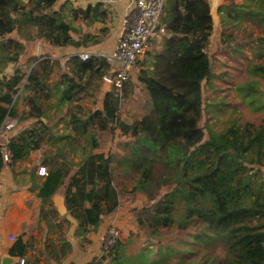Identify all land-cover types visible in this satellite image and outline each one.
<instances>
[{"label":"trees","instance_id":"obj_1","mask_svg":"<svg viewBox=\"0 0 264 264\" xmlns=\"http://www.w3.org/2000/svg\"><path fill=\"white\" fill-rule=\"evenodd\" d=\"M57 1L0 0V50L6 60L15 62L22 54V50L9 54V44L18 48L21 44L7 36L24 26L38 28L40 37L53 46L78 44L70 33L68 14L55 8ZM222 10L225 21L243 18L264 33V0H256L252 7L232 2ZM81 13H93V21L102 19L106 10L96 4L81 9ZM161 21L168 35L152 52L151 59L141 62L138 75L148 95V111L134 125L120 119L121 93L129 78L121 91L115 87L106 91L102 108L87 110L84 118L78 112L72 113L76 134L58 138H67L73 148L77 135L88 133L91 150L77 161L61 149L48 158L49 168L39 195L46 200L63 188L67 209L78 220V234L88 241L103 218L120 204L113 174L114 156L94 151L99 142L90 127L96 125L105 131L118 126L131 137L124 142L126 152L118 162L137 174L133 191L144 193L149 200L138 214V222L150 237L160 239L136 251H129L119 239L110 252L97 258L100 264H264V34L257 36L259 41L253 48L256 57L262 59H251L246 79L236 85L241 101L260 114L262 123L255 131L252 120L234 119L222 131L208 127L206 136L201 124L204 85L215 73L207 49L214 30L211 3L166 0ZM243 30L241 40L223 31L218 46L239 51L236 44L255 39L252 29L245 26ZM50 68L51 64L46 63L43 75L38 76L35 67L27 75L19 66L2 67L0 127L6 119L16 117V96L22 85H42ZM113 69L101 55L93 54L86 61L80 56L71 57L59 79L63 83L62 102L80 100L89 93L91 78H103L114 73ZM226 73L220 75L224 78ZM30 103L28 116L38 119L41 107L34 100ZM22 118L19 120L26 116ZM49 127L48 123L36 121L19 137L10 139L14 163L40 146ZM51 137L57 136L52 133ZM252 147H256L255 154L250 151ZM163 186H170V190L162 193ZM171 227L187 235L173 243L163 242L161 231ZM18 244L24 250L21 238Z\"/></svg>","mask_w":264,"mask_h":264},{"label":"crops","instance_id":"obj_2","mask_svg":"<svg viewBox=\"0 0 264 264\" xmlns=\"http://www.w3.org/2000/svg\"><path fill=\"white\" fill-rule=\"evenodd\" d=\"M255 1L223 0L220 8L232 2L245 7H252L255 5ZM89 5L86 0H58L55 4L57 10L61 9L68 14L72 26L70 33L78 43L77 45L53 46L40 37L39 33L34 37L30 36V40L25 44V53H29V56L36 55L30 71L35 63L38 76L43 75L46 63L51 64V68L48 70L42 85L25 87L23 84L20 88L15 106L17 116L14 117L17 124L15 129L10 132L9 137H19L36 121L38 123L41 121L47 123L50 120L57 123L65 122L71 131L63 132L64 128H60V134H56L55 129L53 130L50 126L43 134V139L38 148L32 149L23 159L12 164H5L0 168V264L5 257L13 259L10 264H20L21 257L26 258L25 264H87L93 261L92 264H100L97 258L100 253L102 236L105 234L109 223L102 221L99 228L88 236V241L84 240L83 236L78 234L77 218L72 216L67 209L64 189H59L46 200L39 195V186L46 179L49 165L48 161L44 159L39 161L34 156L43 146L52 147L55 144L51 141L53 140L52 133L59 136L76 134L71 117L72 113L75 112V107L77 108L75 103H78L79 100L72 103L61 100L63 83H60L59 79L66 63L71 57L79 56L81 52L88 51L92 55L103 56L112 52L116 46L125 5L118 3L115 7H107L100 4L101 8L106 10V14L102 19L93 21H90L93 18V13L89 16L81 13V9H85ZM220 8L218 22L214 18L213 34L216 33L217 28L220 29L221 35L224 28L229 25L244 28L247 22L252 23L243 18H230L229 23L223 19V14H226L225 10L220 11ZM76 10L77 15L75 14ZM259 34L256 32V36ZM87 76L88 74L85 75L84 79H87ZM99 82L101 81L99 80ZM89 87H91V83L88 85L89 93L85 95L83 105L92 107L89 99L95 100L97 98L99 104L92 109L102 108L101 103L104 94L111 89V85L107 84L103 77L102 82L98 85L102 89L101 92L97 89L92 95V89ZM31 100L36 101L41 107L42 114L38 119L28 116ZM67 107L68 109L64 111V108ZM24 112H26V121L29 119L30 124H23L19 120ZM78 115L84 118L86 114L79 113ZM63 138L65 139V137ZM261 142L264 155V133ZM70 149L71 146L68 145L65 152L70 154L72 150ZM59 159L61 160V157ZM41 166L46 168L45 174L39 172ZM12 236L15 238L12 239ZM20 238L25 243L24 250L18 244Z\"/></svg>","mask_w":264,"mask_h":264},{"label":"rangeland","instance_id":"obj_3","mask_svg":"<svg viewBox=\"0 0 264 264\" xmlns=\"http://www.w3.org/2000/svg\"><path fill=\"white\" fill-rule=\"evenodd\" d=\"M246 27L248 30H253L252 36L255 39L252 40L251 43L244 42L241 44H236L237 48L240 49L239 51H235L232 47L220 48L218 46L217 42L221 36L219 28H217L216 33L212 35L211 42L207 46V49L213 59L215 73L212 79L204 85L205 108L201 124L205 128L206 136H208V127L215 131H222L234 119L237 120L240 118L241 120H245L248 118L252 120L254 123L253 129H255V131L258 130L259 125L262 123L260 114L253 113L248 109L246 104L241 101V95L236 89V85L240 84L241 81L246 79V69L250 60L262 59L256 57L255 53H253V48L259 41L257 38L258 35L256 36V32L259 34V29L256 28V26H254L252 23L248 22L246 23ZM224 31H226L228 34H233L237 39H243L242 33L244 30L237 25H229L224 28ZM27 35H30L31 37L38 35V28L35 26H24L21 31H14L12 34L7 36L8 39L14 38L15 40L17 39V41L20 40L19 42L21 44L19 48L14 44H9V54L12 55L17 50H22V54L18 57L17 61L11 62L6 60L4 53H2L0 50V70L4 66H19L25 75L28 74L35 61L34 57H36V55L29 56V53H25V44L28 40H30L27 38ZM8 39L6 40L7 42ZM162 41L163 38L154 40L151 43L149 47V51L151 53H149V51L146 52L139 59V61H137L135 67L133 68L131 78L128 80L124 90L121 93L122 100L119 109V117L122 121H125L130 125H134L149 109L147 92L143 85L138 81L139 72L143 67L141 62H148L151 59L152 52L160 46ZM35 66H37L36 63L33 68ZM111 71H114V69ZM223 71H228V73L224 74V78L220 75ZM110 74H112V72H110ZM99 80L102 82L103 78L93 77L90 79L91 87L89 88L92 89V95L95 94L97 89H99L100 92L102 90L98 87V85L101 83ZM262 82L264 83V79ZM85 95L79 100L78 103H75L77 108L75 107L74 110L75 112H78V114L80 113L84 115L87 113V110H90L99 104L97 98L95 100L91 98L89 100L90 103H92V107L83 105ZM17 97L18 95L16 98ZM67 109L68 107L64 108V111ZM25 113L26 112H24V114L22 113V117L25 116ZM22 117L21 119H23ZM21 122L23 124H30V120L28 119V121H26V118ZM47 123L53 128V130L55 129L56 134H60V128H64L63 132L71 131L68 129V125H66L65 122L57 123L54 120H50ZM90 132H95L99 142V147L94 149V151L104 152L107 155L114 156V181L118 190L120 191V204L118 208L115 212L106 215L102 221L110 224L112 220H115L120 230V239L126 243L127 249L129 251H136L143 246L152 243L153 241L157 242L160 238L156 239L150 237L148 232L139 224L137 219L141 209L145 205L149 204V200L144 193L140 191H133L137 174L134 171H128L125 168V165L118 162V160L126 152L123 147L124 142L129 140L131 137L129 135H125L118 126L114 127L113 130L100 131L96 128V125H92L90 127ZM56 136V138L51 140L52 143H55L52 145V147L43 146L42 149L34 154L36 159L39 161L43 159L47 161V159L56 152L58 153L59 149H61L62 152L67 150L68 145H70L67 141V138H58L59 135ZM77 136L78 137L76 140H72L74 147L71 148L72 150L70 149L71 153L69 155L70 159L73 161L79 160L84 152L91 150L89 134L87 133L84 136ZM250 151L252 154H255L256 147H252ZM169 190L170 186H163L162 193H166ZM161 233V240L168 243H173L176 241V238L181 236L185 237L187 235L186 232L179 231L175 227L162 230ZM217 250L220 251L221 248L219 247Z\"/></svg>","mask_w":264,"mask_h":264},{"label":"built area","instance_id":"obj_4","mask_svg":"<svg viewBox=\"0 0 264 264\" xmlns=\"http://www.w3.org/2000/svg\"><path fill=\"white\" fill-rule=\"evenodd\" d=\"M90 5L102 4L115 7L118 3L125 5L119 36L114 50L103 57L115 66L112 74L104 76V80L121 91L124 83L131 78L133 68L139 58L149 49L154 40L168 35V29L162 23L166 0H86ZM88 51L79 54L83 61L91 57ZM15 118H8L0 127V168L5 164L14 163L13 153L9 147L10 132L16 127ZM40 173L45 174L46 168L40 167ZM15 237L12 236V239ZM120 239V230L115 220H112L102 236L99 257L110 252ZM20 264L26 263L21 257Z\"/></svg>","mask_w":264,"mask_h":264},{"label":"water","instance_id":"obj_5","mask_svg":"<svg viewBox=\"0 0 264 264\" xmlns=\"http://www.w3.org/2000/svg\"><path fill=\"white\" fill-rule=\"evenodd\" d=\"M210 3H211V14H212L213 18H215V20L218 22V20H219L218 11H219L221 4L223 3V0H210ZM107 84H109V83H107ZM12 261H13L12 258L5 257L2 260V264H10Z\"/></svg>","mask_w":264,"mask_h":264}]
</instances>
